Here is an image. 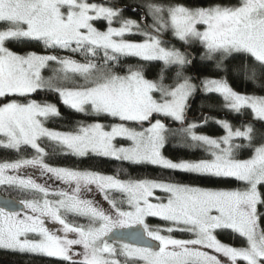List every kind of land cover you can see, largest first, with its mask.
Instances as JSON below:
<instances>
[{"label": "rangeland", "instance_id": "rangeland-1", "mask_svg": "<svg viewBox=\"0 0 264 264\" xmlns=\"http://www.w3.org/2000/svg\"><path fill=\"white\" fill-rule=\"evenodd\" d=\"M239 1L232 7L198 9L146 2L142 9L146 28L152 32L179 40L186 49L196 40L203 48L199 59L219 53H247L264 63V0ZM0 20L14 26L0 31V98L55 87L60 79L55 74H43L52 61L59 64L62 75H58L62 79L64 73H76L85 83L77 88L56 87L62 104L76 111L87 107L93 113L117 119L116 123L93 122L74 132H61L48 129L43 123L46 117L57 113L54 101L11 100L0 105V146H36L38 139L48 137L74 155L90 153L166 169L232 177L248 184L246 191H231L152 180L122 181L110 175L49 167L42 160V152L36 158L0 162V192L1 187L11 186L40 195L38 199L18 200L25 206L19 214L0 210V247L60 259L69 247L89 264L119 263L120 259L138 264H264V235L257 222L258 185L264 183V141L250 158L233 157L235 140L251 138L253 126H236L222 114L223 118L210 121L220 125L224 134L206 136L194 131L200 122H190L186 133L204 147L206 158L172 161L162 154L165 138L171 132L162 117L182 124L185 106L196 92L194 80L186 73L190 60L186 53L140 29L137 18H124L110 0H0ZM20 36L63 49L78 50L87 45L112 54L159 61L175 66L179 79L171 86L163 79L156 82L146 77L137 68L123 74L101 72L93 62L58 52L14 53L5 42ZM201 88L204 93L221 96L224 109L230 113L248 108L252 118L264 123L263 96L242 94L223 79H203ZM152 115L161 118L152 117L147 124ZM136 123L145 126L138 127ZM261 134L264 137V129ZM111 190L125 196V207L118 208L108 197ZM65 214L87 217L92 224H70ZM149 218L168 225L149 224ZM137 224L161 248L151 250L103 240L117 226ZM217 229H230L241 235L246 246L234 247L220 240ZM177 232L192 234L180 238Z\"/></svg>", "mask_w": 264, "mask_h": 264}, {"label": "trees", "instance_id": "trees-1", "mask_svg": "<svg viewBox=\"0 0 264 264\" xmlns=\"http://www.w3.org/2000/svg\"><path fill=\"white\" fill-rule=\"evenodd\" d=\"M113 8L117 6H127L130 9L119 10V13L126 19H134L144 10L142 5L146 2H154L157 4H180L190 9L206 8L213 6L232 7L239 4V0H110ZM115 5V6H114ZM136 8L135 11L131 9ZM145 14V12H144ZM105 25H103L104 27ZM14 26L9 21L0 20V31H7ZM159 34V33H158ZM161 35V34H160ZM141 38L142 36L139 35ZM164 37V36H163ZM165 43V42H164ZM167 43V42H166ZM5 45L14 53L33 51L36 53H52L58 52L61 56L74 57L82 62H93L95 68L100 71L113 73H128L132 68H137L144 75L156 82H163L175 85L178 70L175 66L165 64L159 61H146L135 56L119 55L104 51L102 48H93L87 45H82L78 50L58 48L52 44L45 43L40 39L28 38L25 36L13 37L6 40ZM180 46H182L180 44ZM179 50L181 48L175 46ZM187 49L193 56L192 66L186 65V73L192 79V72L197 76L200 83L203 79H223L234 90L251 96L264 97V63L258 61L253 56L247 53H230L225 56L219 53L209 59H199L203 52L200 44L191 43L187 45ZM47 67L43 69L44 76L58 77L55 87L43 88L33 94L25 96H5L0 98V105L7 101L15 100L18 102H28L32 99L40 101L52 100L58 105V111L55 115H51L44 119L43 123L46 128L61 132H74L82 125L93 122H108L116 123L117 119L93 113L86 107L84 111H76L59 101V95L56 87L73 88L82 84V76L76 73H64L59 76L62 71L57 62H48ZM62 75V72H60ZM196 86V84H195ZM198 94L197 87L195 94ZM196 94V95H197ZM195 95V96H196ZM222 97L216 93H204L197 97L189 110L188 116L191 119H197L200 122L194 131L198 135L221 136L224 130L220 125L210 121L211 118H224L231 121L234 125H243L244 123L251 124L254 128L253 135L249 139H236L234 142L233 157L237 159H248L256 148L264 141L261 134V129H264V123L255 120L251 116V111L248 108L241 109L239 113L233 114L224 109ZM194 115L196 117L192 118ZM155 117V116H154ZM156 118V117H155ZM161 118V117H159ZM167 128H171L169 136L165 138V143L162 147V154L172 161L200 160L206 157L203 154V148L200 143L193 140L186 133V125L179 127L181 124L171 122L168 118L162 117ZM209 119V121H208ZM188 119L187 121H189ZM193 121L192 123H194ZM202 123V124H201ZM241 148V150H240ZM43 150V151H41ZM43 162L54 168H66L82 172H93L102 175H110L119 180H152L175 183L179 185H187L190 187L204 189H218L231 191H246L248 184L243 180H238L232 177H217L208 174L194 173L188 171H179L157 167L147 163H133L122 159H113L106 156L96 154L74 155L64 151L63 147L56 141L48 137H41L37 140L36 146L20 145L15 148L0 146V162H11L19 159L36 158L41 155ZM2 194L13 197L17 200L38 199L40 195L31 190H24L17 187L3 186L1 187ZM108 197L113 200L118 208L125 207L126 199L122 193L117 191H108ZM259 202L257 204V222L264 235V183L258 185ZM18 213V212H17ZM66 221L77 226L91 225L92 221L87 217L65 214ZM149 224L155 226H167V222L155 218H149ZM217 237L234 246L243 248L246 246V240L241 235L230 229H217ZM109 234V233H108ZM107 234V235H108ZM180 238H187L192 233L177 232L175 233ZM104 240V239H103ZM105 241V240H104ZM72 250V249H71ZM76 254L75 250H72ZM66 260L36 253L33 251H18L0 247V264H84L81 260L74 258ZM106 264H138L135 261L120 259L119 263ZM193 264V263H187ZM195 264V263H194Z\"/></svg>", "mask_w": 264, "mask_h": 264}, {"label": "water", "instance_id": "water-1", "mask_svg": "<svg viewBox=\"0 0 264 264\" xmlns=\"http://www.w3.org/2000/svg\"><path fill=\"white\" fill-rule=\"evenodd\" d=\"M119 10H124V9H130L127 6H117ZM136 8L131 9V11H135ZM141 12V19H140V25L144 26L145 25V15L143 11ZM184 53L189 54L188 49L183 48ZM192 61H193V56L190 54V60L188 61V66H192ZM192 79L194 80L198 94L194 97H192L189 102L185 106L184 110V119H183V124L179 125V127H182L185 125L186 121L188 119H191L188 116L189 110L192 106L193 101L199 97V95L202 94V88H201V83L198 80L197 76L192 72ZM226 116V115H223ZM152 122V117L149 118L147 121V124H150ZM138 127H144V123H137L136 124ZM264 127V125H263ZM25 209V206L15 198H12L10 196L3 195L0 192V210H3L7 213H17L20 211H23ZM104 240L106 242H115V243H125L131 246H136V247H143L151 250H157L159 248V244L152 239L148 238L145 235V231L143 227L140 224L133 225V226H127V227H122V228H117L112 230L108 235L104 237Z\"/></svg>", "mask_w": 264, "mask_h": 264}, {"label": "flooded vegetation", "instance_id": "flooded-vegetation-1", "mask_svg": "<svg viewBox=\"0 0 264 264\" xmlns=\"http://www.w3.org/2000/svg\"><path fill=\"white\" fill-rule=\"evenodd\" d=\"M106 3H109V2H106ZM110 4V3H109ZM113 5V4H112ZM115 6V5H114ZM117 9V8H116ZM145 15V14H144ZM136 18L139 20V22H140V19H141V16H140V14L138 15V16H136ZM145 19H146V17H145ZM146 25V24H145ZM144 29V30H146L150 35H152V36H154V37H156L157 39H159V40H161V41H163V42H167L168 44H170V45H173V46H177V47H179V48H181L182 46L184 47V45H183V43L182 42H180L179 40H175V39H167V38H165V37H163L162 35H160V34H157V33H154V32H152L150 29H148V28H145L144 26H141L140 27V29ZM180 44L182 45V46H180ZM182 49V48H181ZM187 55V54H186ZM188 56V55H187ZM197 94V93H196ZM195 93L189 98V100L192 98V97H194L195 95H196ZM188 100V101H189ZM191 116V115H190ZM192 118H194V117H196V116H194V115H192L191 116ZM195 120H197L196 118L195 119H190L189 121H186V123L185 124H187V123H190V122H193V121H195ZM25 210V209H24ZM23 210V211H24ZM20 212H18V213H15V214H19ZM123 226H117V227H115V228H113L112 230H114V229H117V228H122ZM125 227V226H124ZM127 227V226H126ZM111 230V231H112ZM113 244H121V243H113ZM159 244V243H158ZM126 245V244H125ZM159 248H161L160 247V244H159ZM72 248H69L68 247V249L63 253L64 254V256H63V258H61V259H64V260H66L67 258H69V259H71V257L73 256V255H75L74 256V258H77L78 260H81V262L82 263H84V264H89L88 263V261H86V260H84V258L81 256V255H79V253L76 251V254H74L73 252H72V250H71ZM106 263H114V262H111V261H108V262H105L104 264H106Z\"/></svg>", "mask_w": 264, "mask_h": 264}]
</instances>
